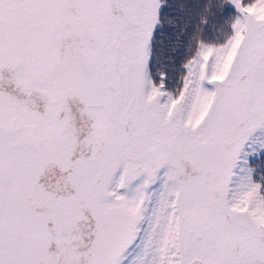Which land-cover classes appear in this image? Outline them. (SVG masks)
Returning a JSON list of instances; mask_svg holds the SVG:
<instances>
[{"label": "snow or ice", "instance_id": "6c2138e0", "mask_svg": "<svg viewBox=\"0 0 264 264\" xmlns=\"http://www.w3.org/2000/svg\"><path fill=\"white\" fill-rule=\"evenodd\" d=\"M0 264H264V0H0Z\"/></svg>", "mask_w": 264, "mask_h": 264}, {"label": "trees", "instance_id": "16d2710c", "mask_svg": "<svg viewBox=\"0 0 264 264\" xmlns=\"http://www.w3.org/2000/svg\"><path fill=\"white\" fill-rule=\"evenodd\" d=\"M189 2H191L195 6L197 3H203V2H205V0H189ZM197 11H199V10L196 9L195 7H193V17H192L193 20H195V18H196L195 13ZM261 166L262 165L259 162H257L256 164L253 165V167H255V168H259Z\"/></svg>", "mask_w": 264, "mask_h": 264}]
</instances>
